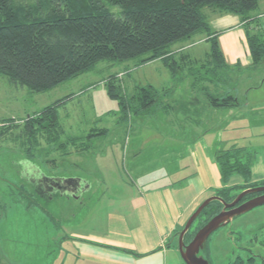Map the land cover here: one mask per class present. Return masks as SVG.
<instances>
[{
	"label": "rangeland",
	"instance_id": "1",
	"mask_svg": "<svg viewBox=\"0 0 264 264\" xmlns=\"http://www.w3.org/2000/svg\"><path fill=\"white\" fill-rule=\"evenodd\" d=\"M204 13L210 21V9L205 8ZM205 38V33H198L190 40L176 43L171 50L186 52L192 60L199 59L200 64L210 52ZM137 64V61L116 65L102 62L89 73L41 94L31 93L0 75V123L15 120L14 124L19 126L0 140V264H82L70 238L72 234L102 231V219L97 216L104 218L112 209L127 208L126 199L135 194L136 185L140 184L137 168L162 165L163 172L172 171L176 152L186 151L183 143L194 135L192 127L202 122L205 129L213 127L206 140L215 155L222 150L220 145L223 149L246 146L264 152V67L232 74L233 79H238V95L245 107L244 114L231 119L226 110L207 107L206 90L202 89L207 84L193 88V77L188 71L181 70L172 78L161 60ZM114 76L128 96L135 93L137 86L153 85L161 90L171 87L174 94L166 103L178 106L180 113L159 111L147 117L133 116L130 122L118 124L120 105L108 92V81ZM200 76L205 79L204 76L210 75L202 70ZM72 94L74 98L59 109L65 130L59 144L80 138L79 142L89 144L90 149L82 153L81 148L70 146V154L64 155L65 149L59 150V144L49 146L41 141L35 152L39 168L24 162L22 140L17 137L23 121ZM256 108L260 109V115L253 114L255 111L248 114L247 111ZM93 128H107L109 133L87 141L85 138ZM160 175L155 170L148 178ZM43 177L79 178L90 184L91 189L68 198L66 191L63 194L67 196H61L58 191L46 189ZM37 188L45 189L46 195ZM200 222V218L196 219L191 231ZM201 255L211 264H230L237 258L245 263L253 259V264H264V205L213 233L208 249ZM166 261L184 264L178 240L168 246Z\"/></svg>",
	"mask_w": 264,
	"mask_h": 264
},
{
	"label": "trees",
	"instance_id": "2",
	"mask_svg": "<svg viewBox=\"0 0 264 264\" xmlns=\"http://www.w3.org/2000/svg\"><path fill=\"white\" fill-rule=\"evenodd\" d=\"M258 5L259 0H0V75L31 93L41 94L89 73L102 62L116 65L137 61L142 66L161 60L172 78L186 70L193 77V88L207 84L202 88L206 90L207 107L239 109L243 106L238 95L239 82L232 74L264 67V18L252 15ZM205 8L213 15L240 18L251 58L245 70L240 64L232 67L226 63L220 34L212 29ZM198 33H205L210 44V52L200 64L199 59L192 60L186 52L171 50L176 43L190 40ZM202 70L210 76L203 79ZM112 79L108 81V92L120 105L118 124L130 122L133 116L147 117L159 111L180 113L178 106L166 103L174 94L171 87L161 90L153 85L137 86L135 93L128 96ZM73 98L74 94L65 97L23 121L17 137L22 140L24 162L39 168L35 152L41 141L49 146L60 143L65 130L59 109ZM14 121L0 123V140L19 127ZM108 133L107 128H93L85 139L91 141ZM79 141L80 138H71L59 144L58 149H65L64 155L70 154V146L81 148L82 153L90 149L89 144ZM258 157V151L247 147L219 150L215 161L225 186L215 195L230 203L244 190L264 186V181L252 182V168ZM233 177H239L243 183L230 185ZM37 189L42 193L41 188ZM257 195L260 194L249 195L241 203ZM222 209L219 201L211 202L199 215V226L186 234L185 242L189 243ZM182 230L174 233L173 241L178 240ZM230 264H253V259L245 263L237 258Z\"/></svg>",
	"mask_w": 264,
	"mask_h": 264
},
{
	"label": "crops",
	"instance_id": "3",
	"mask_svg": "<svg viewBox=\"0 0 264 264\" xmlns=\"http://www.w3.org/2000/svg\"><path fill=\"white\" fill-rule=\"evenodd\" d=\"M255 11L259 13H252L253 16L264 18V0H259ZM211 15L210 25L220 34V47L226 63L232 67L240 64L247 68L251 58L240 18L234 15ZM243 107L245 105L239 109L226 110L228 118L235 119L244 114ZM252 111L260 115L259 108L247 112L251 114ZM205 126L202 122L192 127L194 135L183 143L186 150L183 154L176 152L178 155L172 160V171L163 172L165 168L162 165L150 169L137 168L135 172L140 184L136 185L135 194L126 199L127 208L112 209L104 218L103 215L97 216V219H102V231L72 234L70 238L82 264H166L168 246L173 241L174 233L184 228L205 200L216 196V191L225 186L215 161V151L210 150L206 140L213 127L205 129ZM220 146L223 149V145ZM155 170L157 175H161L149 179V174ZM262 181L264 152L259 153L252 168V182ZM242 183L239 177H233L230 185Z\"/></svg>",
	"mask_w": 264,
	"mask_h": 264
},
{
	"label": "water",
	"instance_id": "4",
	"mask_svg": "<svg viewBox=\"0 0 264 264\" xmlns=\"http://www.w3.org/2000/svg\"><path fill=\"white\" fill-rule=\"evenodd\" d=\"M43 181L47 184L46 189L52 193L58 190L63 194L77 197L79 192H88L91 185L79 178L63 179V178H47L43 177ZM80 193V194H82ZM253 194H260L256 197L242 202V200ZM213 201H219L223 205V209L214 217H212L204 226H202L193 239L185 242V236L192 228V225L202 213V211ZM264 205V186L250 188L241 192L232 202H227L219 196H212L205 200L187 221L178 238V250L185 264H211L204 256L202 251L208 248V240L213 233L232 222L236 217L241 216L251 210Z\"/></svg>",
	"mask_w": 264,
	"mask_h": 264
},
{
	"label": "flooded vegetation",
	"instance_id": "5",
	"mask_svg": "<svg viewBox=\"0 0 264 264\" xmlns=\"http://www.w3.org/2000/svg\"><path fill=\"white\" fill-rule=\"evenodd\" d=\"M47 186V185H46ZM60 190H58V192H59ZM46 191H45V189H43V191H42V194H45L46 195V193H45ZM60 195H61V193H60ZM62 196V195H61ZM69 197H73V196H69Z\"/></svg>",
	"mask_w": 264,
	"mask_h": 264
}]
</instances>
